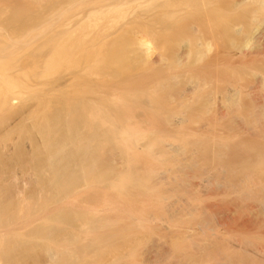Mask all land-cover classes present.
I'll return each mask as SVG.
<instances>
[{
	"label": "bare ground",
	"instance_id": "1",
	"mask_svg": "<svg viewBox=\"0 0 264 264\" xmlns=\"http://www.w3.org/2000/svg\"><path fill=\"white\" fill-rule=\"evenodd\" d=\"M100 1L64 29L53 24L50 37L31 28L61 63L84 52L100 61L54 78L58 86L51 80L50 90L65 86L61 96L27 79L31 96L42 93L32 106L22 99L21 59V66L3 60L9 49L19 54L16 43L29 28L19 37L0 28V264H24L30 257L21 256L37 248L52 264H264V0ZM70 2L57 4L68 8L65 15L79 5ZM150 2L159 13L153 6L144 13ZM125 4L142 5L148 19L135 9L133 24L157 45L145 32L135 36L133 21L101 31L100 20ZM85 24L90 38L96 32L90 45L101 38L107 52L93 51ZM49 53L40 54L46 64L58 62ZM14 133L40 141L31 163ZM18 162L25 169L34 162L37 175H47L30 198L18 186ZM67 221L69 230L60 229Z\"/></svg>",
	"mask_w": 264,
	"mask_h": 264
},
{
	"label": "rangeland",
	"instance_id": "2",
	"mask_svg": "<svg viewBox=\"0 0 264 264\" xmlns=\"http://www.w3.org/2000/svg\"><path fill=\"white\" fill-rule=\"evenodd\" d=\"M62 1H63V4H66V5H68L69 3H70V5H71V0L69 1H67L66 3H65V1L64 0H0V12L2 13V14H0V17H1V15L3 16L4 15V18H8L7 20H2L1 21V19H3V18H0V28H1V26L3 27V28H1L3 31L5 30L6 31V29H7V36H13V35H11V33H13V32H10L9 30L11 29V31L13 30L14 31V37H19V35L21 34H23L22 33V31H28V28H29V34H31L30 32H33L32 30H31V28L33 29V27H34V29L36 30V29H38V28H40V29H38L37 31L39 32V34H38V32L36 31L35 33H37L38 35H40L41 33H45L47 30H48V32H47V34L46 35H48L49 34V27L50 28H52V27H57V25H58V27H57V29H56V27L54 28V30L55 31H57L60 27H61V29H64L63 27L66 25L67 26V23H69V22H71L72 20H74L76 17H78L76 14H78L79 15V13L80 12H82V11H84L83 9L85 8V7H87L86 9H88V7L89 6H91V4H92V1L93 0H91L90 2L88 1V3H87V1L85 0H83L84 2H81V3H79V1L78 2H76L75 0H72L73 2H76V3H79V5L77 4H75L74 3V7H72V8H74L72 11H68L67 10V14L65 15L64 14V10H65V12H66V9H68V8H70L71 6H69L68 5V8H66V6H64L63 7V5H62V7L60 8L59 6H57V4L58 3H60V4H62ZM102 1V0H101ZM100 1V2H101ZM105 1V0H104ZM146 1V0H145ZM147 1H149V0H147ZM155 1V0H154ZM153 1V2H154ZM164 0H159V2L156 0L155 1V4H156V2L158 3V4H160V3H162ZM72 2V3H73ZM109 2V3H108ZM114 2V1H113ZM112 2V0L110 1V0H108L107 1V3L106 4H110V3H113ZM140 2H141V4H146L145 2L143 3L141 0H140ZM152 2V3H153ZM94 3V2H93ZM135 3H138V1H136ZM148 3V2H147ZM151 3V2H150ZM152 3L150 4V6H148V5H143V6H147V7H145L144 9H145V12L144 13H146V8H150L151 10H148L147 9V11H148V14L150 13L149 11H152L153 9L155 10V13L157 12L156 10H158V9H155L154 8V6H156V5H154V3H153V5H152ZM165 3V2H164ZM163 3V4H164ZM59 4V5H60ZM94 4H99V5H93V6H91L92 8L93 7H96V6H100L101 4L100 3H94ZM103 4V3H102ZM130 5H132V4H134V3H129ZM157 4V7L158 8H160V6ZM163 4H161V7L163 8ZM124 5V4H123ZM123 5H120L121 7L119 8V5H114V7L115 8H111V9H113V10H111L112 12H111V15L109 14L108 16V20H104L105 22L103 23V19L102 20H100V22L103 24H100V27H101V25H102V27H101V31L103 32V33H110V32H112L113 30H115V29H117V28H120V27H122V25H125V24H123L124 23V21L126 20V22L127 21H129V23L130 22H132L133 20H132V18L134 17V16H136L137 14H139L140 13V15H142L143 16V14H141L143 11H144V9L143 10H140V8H143V7H141L140 6V4H139V6H140V8L138 9V7L136 6V4L134 5V6H130V7H126V4H125V7L123 6ZM56 6H57V8L58 9H61L63 12V14H60V10H58L57 8H56ZM61 6V5H60ZM117 6V7H116ZM127 6H128V4H127ZM152 6H153V9H152ZM53 7H55L56 8V10H51V9H54ZM90 7V8H91ZM113 7V6H112ZM64 8V9H63ZM162 8L160 9V10H162ZM126 9H127V11H126ZM135 9H138V13H137V10L135 11ZM70 10V9H69ZM82 10V11H81ZM20 11V12H19ZM54 13V15L57 17L58 15H56V14H60V15H63V17H61L60 19H58V18H55V16H54V19H55V22H54V20L51 22V21H49V18L50 17H53V16H51L49 13ZM136 12L137 14H135L134 15V13L133 12ZM141 11V12H140ZM76 12H79V13H76ZM153 12V11H152ZM17 13H20V14H17ZM74 13H76V14H74ZM154 13V12H153ZM157 13H159V12H157ZM49 14V15H48ZM147 14V13H146ZM145 14V15H146ZM45 15H47V17H49V18H46V16ZM43 16H45V18H46V20L48 19V24H46L45 22H47L46 20L44 21V20H40V19H42L43 18ZM149 16V15H148ZM147 16V17H148ZM59 17V16H58ZM143 17H145L146 19H148L146 16H143ZM142 17V18H143ZM10 18H11V21H10ZM44 18V19H45ZM144 18V19H145ZM39 19V20H38ZM131 19V20H130ZM134 19V18H133ZM144 19H142L141 20V22L143 23V22H145V20ZM36 20H37V22H36ZM144 20V21H143ZM7 21L9 22V24L7 25ZM42 22L43 24H41L40 22ZM44 21V22H43ZM64 21H65V23L67 22V21H69V22H67L64 26H61V24L63 25L64 24ZM93 21V20H92ZM139 21V20H138ZM2 22V23H1ZM6 23V25H5V23ZM14 23V24H12V23ZM38 23L39 22V24H40V26H36V28H35V26H33V25H35L36 23ZM51 22V23H50ZM89 22V21H88ZM87 22V23H88ZM99 22V23H100ZM125 22V23H126ZM135 21H133L132 22V25H127V26H129V28L128 29H130V27L132 26V28H133V26H136L135 28L136 29H134V34H135V36H136V34H138V31H139V35H140V32H141V34L144 36V34L146 33V34H148V31L147 32H145V31H143V30H139L140 28H141V26L140 25H138V26H140V27H138L137 25H136V23H138V22H136L135 23V25L133 24ZM140 22V21H139ZM10 23H11V25H13V26H11L10 25ZM92 24H93V22H91ZM90 23V24H91ZM39 24H37V25H39ZM55 26H54V25ZM90 24H88V25H90ZM139 24V23H138ZM144 24V23H143ZM42 25V26H41ZM53 25V26H52ZM59 25H60V27H59ZM87 25V26H88ZM142 25V24H141ZM145 25H146V23H145ZM145 25H142V26H144L145 27ZM25 26V27H24ZM52 26V27H51ZM65 26V27H66ZM84 26V25H83ZM86 26V24H85V26L84 27H82V31H84L85 29L87 30V32L89 33V32H91L90 30L88 31V28H85V27H87ZM11 27V28H10ZM24 27V28H23ZM157 27H159V25L157 26ZM26 28H27V30H26ZM137 28H138V30H137ZM143 28V27H142ZM141 28V29H142ZM53 29V28H52ZM61 29H59V30H61ZM144 29V28H143ZM2 30L0 31V33H2ZM31 30V31H30ZM34 30V31H35ZM54 30H53V32H54ZM86 30H85V32H86ZM130 30H133V29H130ZM129 30V31H130ZM136 30H137V32H136ZM127 31V30H126ZM129 31H127V33L129 32ZM157 31L159 32L160 31V29L158 28L157 29ZM25 32V33H26ZM93 32H94V30H93ZM145 32V33H144ZM9 33H10V35H9ZM35 33H32L31 35H29V34H27V36H26V34H25V36H26V38H24V39H26L25 40V42H23L24 41V39H21L20 41H22V42H19V43H16V45L19 47V48H15V47H17V46H14V48H15V50H19V54L16 56V54L15 53H18V51L17 52H15L14 51V49H9V51L8 52H10L11 50H13V55L15 56H13V55H11V60L9 59L8 60V58H7V55L8 54H11L12 53V51H11V53H7V52H5V53H7L6 54V58L7 59H5L4 57H5V54L3 53L5 50H3V48L1 49L0 48V50H3V51H0L2 54H3V56L4 57H2V58H4L3 60L4 61H6V63L4 62V64H7V66L9 65V66H13L12 64H14L15 66H17L18 64H19V61H18V64L16 63L17 61V59L19 60V59H21V64H22V66H25V67H22V72H21V74H20V76L22 75V77H19L18 79H19V81L20 80H23V81H21L22 83V85H21V90L23 91V92H25L24 93V95L25 96H23L22 94V97H20V98H22V99H27L26 100V104H28V105H30L31 104V102L33 101V103H35L36 104V102L34 101L37 97H39L42 93H40V95H37V97H35L36 96V94H39V92H40V90H42L43 91V93H51V90L53 89V88H56L59 84H61V82L59 83H57V81L56 80H59L60 79V81H61V77H68V75L70 74V72L72 73V71L75 69V67L78 65V64H80V66H78V67H76V68H79V67H81V68H84V66L86 67V65H87V68L89 69V65L88 64H90L91 63V61H92V63L91 64H94V65H98L97 67L99 68V66H100V64H99V62L97 61H95V59H94V61L96 62V63H98V64H95L94 62H93V60L91 59H89L88 58V60L87 59H84V58H82V57H84V53L83 54H81V58H79V59H77L76 57H77V55H76V57L75 58H72L74 61L73 62H70L69 60H68V62H64L63 61V59H61L62 60V62L63 63H61V61L59 62V60H60V58H62V57H58V58H56L57 56H59V55H57L55 58L57 59L56 61H58V62H55V64H49L48 63V65L46 64V60L44 59V58H46L45 57V55H42V56H44V57H41L40 56V54H45V52H47L48 53V51L51 53H49L50 55H52V57L54 56L53 55V53L55 54V52H53V51H50L49 49H48V47H46L47 48V50H45L44 49V47L45 46H47L46 44L44 45L43 43V41H42V39L41 38H43L41 35V38L40 37H34V35H35ZM96 33V32H95ZM95 33H93L94 35H92V37L94 36L95 38H96V36H95ZM129 33H133L132 31L131 32H129ZM3 34H5V32H3ZM50 34H52L51 32H50ZM50 34L48 35L49 37H50ZM90 34H92V32L91 33H89L88 34V36H87V42H88V44L90 45V43L89 42H91V40H94L95 41V38L93 37V39H91L90 38ZM134 34H132V35H134ZM24 35V34H23ZM44 35V34H43ZM46 35H44V36H46ZM87 35V34H86ZM148 35H150V33L148 34ZM147 35V37H150V38H148L149 40H152L153 39V37H152V35H150V36H148ZM37 36V35H36ZM146 37V36H145ZM40 38V39H39ZM91 40H90V39ZM47 40V39H46ZM90 40V41H89ZM97 40V42H95V45H96V47L98 48H96L93 44H94V42H93V44L91 43V45H93L92 46V48L94 49V48H96L97 49V51H101V52H107L108 51V47L109 46H107V44L109 43L108 41H105V40H103V39H96ZM154 40V39H153ZM152 40V41H153ZM43 42V43H42ZM47 42V41H46ZM157 41L156 40H154V45H157V43H156ZM156 43V44H155ZM87 44V45H88ZM42 45H43V47H42ZM88 45V46H89ZM90 45V46H91ZM1 46V45H0ZM89 46V49H91V47ZM2 47V46H1ZM4 49H7L8 50V48H4ZM41 49H43V50H45V52L43 51V50H41ZM51 49V48H50ZM89 49H88V47H87V49H85V51L87 52V51H89ZM6 50V51H7ZM39 51H43V53H40ZM92 51V50H91ZM93 51H95V49L93 50ZM37 52H39V57L41 58V59H43V61H41V59H39L41 62L39 63V60L37 59ZM35 54L34 55V57H33V55H32V57H33V59H30L31 58V54ZM28 54V56H26V57H29V58H26L25 57V55H27ZM30 54V55H29ZM10 56V55H9ZM12 56H13V58L15 59H13L12 60ZM24 56V57H23ZM46 56H48V54H46ZM38 57V58H39ZM51 57V56H50ZM51 57V58H52ZM85 57H87V56H85ZM25 60H24V59ZM49 60H48V62L49 61H51L50 60V58H49V56L47 57ZM54 57H53V59H55ZM64 59H65V57H63ZM34 59H36V60H34ZM66 59H68V58H66ZM76 59V60H75ZM24 60V61H23ZM26 60H28L26 63H25V61ZM16 61V62H15ZM23 61V62H22ZM65 61H67V60H65ZM72 61V60H71ZM90 61V62H89ZM8 62V63H7ZM11 62H13V63H11ZM44 62V63H43ZM54 62V61H53ZM102 63V62H101ZM20 65V64H19ZM93 65V66H94ZM21 66V65H20ZM20 66H18L19 68H20ZM83 66V67H82ZM92 66V65H91ZM92 66V68H94L95 69V67H93ZM96 67V69H98ZM86 68V69H87ZM95 69V70H96ZM93 70V69H92ZM90 71H91V67H90ZM89 71V72H90ZM86 72H87V70H86ZM95 72V71H94ZM98 70H96V75L98 74V73H101V72H98ZM88 73V72H87ZM89 74V73H88ZM64 75H66V76H64ZM90 75V74H89ZM92 75H93V77H96V76H94L95 75V73H91V77H92ZM100 75V74H99ZM104 74H102L101 73V79L102 78H104V76H103ZM70 76V75H69ZM103 76V77H102ZM57 77H59L58 79H56ZM99 79H100V76H97ZM54 78L56 79L55 80V82L58 84H55L54 82H53V80H54ZM64 78H62V79H64ZM108 78H109V76H108ZM18 79H17V82H18ZM27 79H28V81H30V82H33L34 84H35V88L36 89H38L39 90V92L37 93V91L38 90H36V91H33L34 92V94H33V96H34V98H33V96H31L32 95V90H31V87H30V89L28 88V90H27V87H26V85H27ZM66 79V78H65ZM95 79V78H94ZM51 80H52V84L54 85H57L56 87H53V88H51V90H50V87H51V85L52 84H50L51 83ZM23 82L24 83H26L24 86L25 87H22L23 86ZM30 82H29V84H30ZM62 82H63V80H62ZM64 82H65V80H64ZM63 82V83H64ZM20 83H18V85H19ZM31 85H33V84H31ZM52 85V86H53ZM28 86V85H27ZM60 87H65V86H59V87H57L56 88V90L54 91V94L56 95V96H61V94H60V92L59 91H61V89H60ZM69 87V86H68ZM67 87V88H68ZM72 87L73 86H71V89H72ZM20 88H18L17 90H19V92L17 93V97H19V96H21V95H19L18 96V94H20ZM33 88H34V86H33ZM59 88V91L57 90ZM63 89H65V88H63ZM29 90H31L30 92H31V94H30V97H29V94H28V92H29ZM50 90V91H49ZM68 90H70L69 88H68ZM21 91V92H22ZM27 91V92H26ZM41 91V92H42ZM53 91V90H52ZM63 91V90H62ZM66 91H67V89H66ZM29 92V93H30ZM64 92H65V90H64ZM49 93V94H50ZM53 94V92H52V94L50 95L51 97H53L54 99H56ZM52 95H54V96H52ZM25 97V98H24ZM19 98V99H20ZM29 98V99H28ZM52 98V99H53ZM18 99V98H17ZM18 99V101L21 103L20 105H23L22 104V102H23V100H22V102H21V99L19 100ZM33 99V100H32ZM17 102V101H16ZM18 102V103H19ZM31 104V106L32 105H35V104ZM17 104V103H16ZM16 106H18L19 107V105L17 104ZM14 135V136H13ZM12 135V137L13 138H15L14 139V141L15 140H17L16 142H14L15 144L17 143L18 144V146H19V150H20V148H21V150H25L24 151V153L26 152V148L25 147H27V149L29 150V152L28 153H25L26 155L27 154H29V156H30V158L28 157V156H26L25 155V157H27L26 159H24V162L25 161H27V163L28 162H30L31 163V160H33V157L34 156H36V155H30V151H31V153H32V151H33V154H34V152H37V153H35V154H38L39 153V151L37 150L36 151V146H37V143H36V141H38V138L36 137V141L34 140V139H32L31 138V143L29 142L30 140V138L29 137H35L34 136V134H32L31 136H29V137H24L25 139H28L29 141L27 142L24 138H23V135H21V137H22V139H20L21 137L20 136H18V133L16 134V133H14ZM18 138H19V140H18ZM11 140H12V138H11ZM20 140H22L21 142L22 143H20ZM10 141V140H9ZM24 141H26L27 143L26 144H32V143H34L33 145H29V148H28V145L26 146L24 143ZM33 141V142H32ZM35 141V142H34ZM38 142H40V141H38ZM36 143V144H35ZM22 144L23 145V147L25 148V149H23V147H20V145ZM21 145V146H22ZM25 145V146H24ZM35 145V146H34ZM39 144H38V148H39ZM34 147V148H33ZM18 147L16 146V149H17ZM31 148H33V149H35V150H33V149H31ZM18 150V149H17ZM17 150L15 151L16 153H18L17 152ZM18 150V151H19ZM33 156V157H32ZM30 159V160H29ZM21 161H23V160H21ZM21 165H23V166H21ZM27 163H25V165L27 164ZM29 163V164H30ZM28 164V165H29ZM33 165H34V162L32 163ZM32 164H30L31 165V168L32 169H30L29 167L30 166H28V168L27 169H25L26 167L24 166V163L22 164V162H18L17 163V165L19 166H17L18 168L17 169H15L16 170V176H18V179H17V181H19L18 182V186L19 187H21L22 186V184H24L21 188L23 189H21L22 191H23V195H24V197L27 195V197L28 198H30L31 196H33L32 194H34L35 193V191H38V188L40 187V186H43L42 185V183L40 182V181H42V179H43V177H46L47 175H37V173L35 172V170H34V168H33V165ZM22 167V168H21ZM29 177L31 178V177H33V179H34V181L36 180V182H31L32 183V185L31 184H27V183H29V182H26L25 180H27L28 181V179H29ZM28 178V179H27ZM23 180V183L22 182H20V181H22ZM26 183V184H25ZM35 183V184H34ZM39 183H41V185L39 186ZM21 185V186H20ZM24 187V188H23ZM42 187H40V189H41ZM39 189V190H40ZM33 190H35V191H33ZM33 192V193H32ZM27 197H25V198H27ZM65 204V206H66V201H63V202H61V204ZM62 204V205H63ZM67 205H68V207H69V204L67 203ZM65 206H63V207H65ZM62 207V208H63ZM67 207V206H66ZM66 207H65V209L62 211V212H65L66 210V212H68V209H66ZM102 209H103V207H101ZM69 210H72V209H70L69 208ZM64 214V213H63ZM66 214V213H65ZM37 220V219H36ZM39 220V219H38ZM39 223V222H38ZM38 223H36V224H38ZM40 223H41V221H40ZM39 223V224H40ZM72 223V222H71ZM74 224H77L78 225V223H73L72 224V226L73 227H76ZM68 225H70V223H69V221H67L66 223H63V224H61L60 225V229H64V227H66V228H68V230H69V226ZM68 226V227H67ZM71 226V225H70ZM78 226H80V225H78ZM65 228V229H66ZM64 229V230H65ZM71 229V228H70ZM63 230V232H65ZM68 230H66V232L68 231ZM62 232V230H61V235H60V233H59V237H61V238H63L62 237V234H63V236H64V233ZM57 236V237H58ZM57 237H54V238H57ZM59 237H58V239H55V240H59ZM60 238V239H61ZM65 238H66V235H65ZM63 240V239H62ZM37 244H39V243H37ZM40 248H37V251H35V252H40ZM31 253H32V251H30ZM30 252H27V253H25L24 255H23V257L21 256V259L22 258H27V259H29V257H30V259L29 260H26V261H24L23 259V262H24V264L25 263H27V264H39V262H40V264H52L53 262H51L50 261V259H47V257L46 256H44L45 258H43V256L41 255H39V257H37V253L35 254V252L33 253V255L34 256H30V255H32V254H30ZM26 254H28V255H26ZM40 254H43L42 253V251L40 252ZM28 256V257H27ZM34 258V259H32V258ZM38 258V259H37ZM41 258H42V260H41ZM21 261V260H20ZM29 261V262H28ZM37 261H38V263H37ZM44 261V262H43ZM42 262V263H41ZM47 262V263H46ZM76 264H78V263H76Z\"/></svg>",
	"mask_w": 264,
	"mask_h": 264
}]
</instances>
